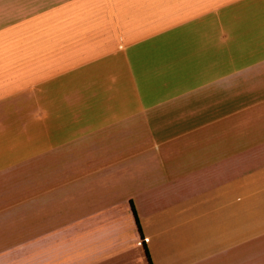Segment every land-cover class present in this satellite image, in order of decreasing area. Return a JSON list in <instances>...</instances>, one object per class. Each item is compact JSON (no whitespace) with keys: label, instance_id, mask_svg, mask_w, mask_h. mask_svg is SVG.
Returning <instances> with one entry per match:
<instances>
[{"label":"crops","instance_id":"crops-1","mask_svg":"<svg viewBox=\"0 0 264 264\" xmlns=\"http://www.w3.org/2000/svg\"><path fill=\"white\" fill-rule=\"evenodd\" d=\"M147 248L264 264V0H0V264Z\"/></svg>","mask_w":264,"mask_h":264},{"label":"trees","instance_id":"trees-1","mask_svg":"<svg viewBox=\"0 0 264 264\" xmlns=\"http://www.w3.org/2000/svg\"><path fill=\"white\" fill-rule=\"evenodd\" d=\"M133 209H134V213H135V215H136V221H137V223H138V225H139V228H140V230H141V232H142L141 223H140L139 217H138V215H137V211L135 210L134 206H133ZM147 256H148V258H149L151 264H153L152 259H151V255H150V252H149V249H148V248H147Z\"/></svg>","mask_w":264,"mask_h":264},{"label":"built area","instance_id":"built-area-1","mask_svg":"<svg viewBox=\"0 0 264 264\" xmlns=\"http://www.w3.org/2000/svg\"><path fill=\"white\" fill-rule=\"evenodd\" d=\"M144 240L147 241V238H145Z\"/></svg>","mask_w":264,"mask_h":264}]
</instances>
